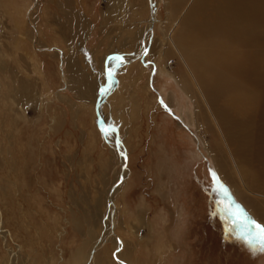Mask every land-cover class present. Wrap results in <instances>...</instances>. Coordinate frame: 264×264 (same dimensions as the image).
Instances as JSON below:
<instances>
[{"label": "rangeland", "instance_id": "374dc122", "mask_svg": "<svg viewBox=\"0 0 264 264\" xmlns=\"http://www.w3.org/2000/svg\"><path fill=\"white\" fill-rule=\"evenodd\" d=\"M150 1L0 0V264H264L172 44L192 0Z\"/></svg>", "mask_w": 264, "mask_h": 264}, {"label": "bare ground", "instance_id": "6f19581e", "mask_svg": "<svg viewBox=\"0 0 264 264\" xmlns=\"http://www.w3.org/2000/svg\"><path fill=\"white\" fill-rule=\"evenodd\" d=\"M173 1L180 11L190 0ZM187 8L176 34L184 45L173 40L172 44L184 53L191 72L209 95L232 146L233 169L227 166L228 157L218 153L214 157L218 170L237 197L256 211L261 204L240 196L235 183L238 178L248 192L264 196V0H192ZM154 22L152 16L150 25ZM198 114L207 121L209 116ZM209 114L213 115L210 107ZM9 259V264H19L11 251Z\"/></svg>", "mask_w": 264, "mask_h": 264}, {"label": "snow or ice", "instance_id": "6c2138e0", "mask_svg": "<svg viewBox=\"0 0 264 264\" xmlns=\"http://www.w3.org/2000/svg\"><path fill=\"white\" fill-rule=\"evenodd\" d=\"M105 134L107 135L108 132L107 130H105ZM233 215L237 216V218L240 217V213L237 210V212L232 213ZM246 219V218H245ZM243 223V222H242ZM243 226L246 229L252 228L254 227L256 229V236L260 239L261 241V247L259 248V251L264 252V227H262L259 223H257L256 221H252L251 224L248 223H243Z\"/></svg>", "mask_w": 264, "mask_h": 264}, {"label": "water", "instance_id": "95a60500", "mask_svg": "<svg viewBox=\"0 0 264 264\" xmlns=\"http://www.w3.org/2000/svg\"><path fill=\"white\" fill-rule=\"evenodd\" d=\"M228 199H229V202H230V204L232 205V207L237 211V207H236V205L234 204L233 200H232L230 197H228ZM239 213H240V212H239ZM240 216H242L241 213H240ZM244 220L247 221V222H250V221L252 222V220H248V219H245V218H244Z\"/></svg>", "mask_w": 264, "mask_h": 264}]
</instances>
